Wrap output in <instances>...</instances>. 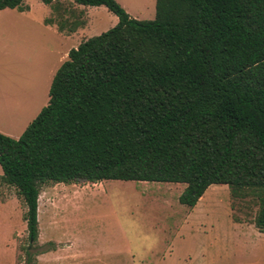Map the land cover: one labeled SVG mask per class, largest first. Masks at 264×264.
Returning <instances> with one entry per match:
<instances>
[{"label": "trees", "instance_id": "1", "mask_svg": "<svg viewBox=\"0 0 264 264\" xmlns=\"http://www.w3.org/2000/svg\"><path fill=\"white\" fill-rule=\"evenodd\" d=\"M24 1L0 0V11L24 12ZM43 2L60 32L86 25L75 4L119 21L69 52L19 139L0 133V182L26 206L24 264L41 254L31 251L47 185L184 184L179 202L191 209L228 186L235 199L257 198L264 233V0H157L152 21L116 0Z\"/></svg>", "mask_w": 264, "mask_h": 264}, {"label": "rangeland", "instance_id": "2", "mask_svg": "<svg viewBox=\"0 0 264 264\" xmlns=\"http://www.w3.org/2000/svg\"><path fill=\"white\" fill-rule=\"evenodd\" d=\"M116 1L136 20L156 17L157 0ZM23 6L24 12H0V133L16 140L48 106L53 78L68 52L119 21L105 7L75 4L73 8L84 10L86 25L74 34L59 33L45 23L55 13L53 7L43 0H25ZM143 184L149 186L125 181L44 186L39 239L31 251L41 253L36 264L60 248L101 253L102 258L108 252L106 261L114 264H264V233L255 226L259 207L254 195L235 199L228 186L214 185L191 209L178 199L184 184L172 186L165 199L139 195V190L161 187ZM0 198L15 203L0 212V264H24L30 246L25 203L15 187L1 182Z\"/></svg>", "mask_w": 264, "mask_h": 264}, {"label": "crops", "instance_id": "3", "mask_svg": "<svg viewBox=\"0 0 264 264\" xmlns=\"http://www.w3.org/2000/svg\"><path fill=\"white\" fill-rule=\"evenodd\" d=\"M50 7H53V5H50ZM73 7L76 8L75 5ZM80 7L82 8V6H80ZM75 10H77V9H75ZM78 11H84V10L79 8ZM0 12H2V11H0ZM50 15H51L49 17L50 19L55 17V13L50 14ZM49 26L52 28L56 27V29L58 31V27L56 24L52 25V26L49 25ZM78 29H77V31H78ZM58 32L64 33V32H60V31H58ZM76 32H73V33L68 32V34H74ZM69 38H71V37H69ZM74 49H76V48H74ZM68 54H69V52H68ZM157 184H159V185H154V186H161V187L155 188V189H153V188L152 189H146L145 188L144 190L143 189L139 190L140 191L139 195H141L142 197H146L148 194L161 195L165 199V198H169V196L172 192V186H175V185L180 186V184H172V183H157ZM139 185L140 186H149L148 184H143V182H138V186ZM185 188H186V185H185V187H180V190L178 192L179 198H180L181 194L183 193V191L185 190ZM137 190H138V188H137ZM199 203L195 207L196 209L198 208ZM13 204L15 205L14 201H12V200H9L7 198H0V212L4 213V212L8 211ZM8 243H9V238H8L7 243H6L7 244L6 249L9 248ZM6 252H7V250H6ZM103 257L105 259L101 257V253L100 254L96 253V254L90 255V254H87L85 252L81 253L79 251H74L71 248H68V249L60 248L57 251H51V252L46 253L43 256L39 257V263L38 264H114L113 262L106 261L110 257V254L108 252L104 253ZM42 260H44V262H42Z\"/></svg>", "mask_w": 264, "mask_h": 264}]
</instances>
